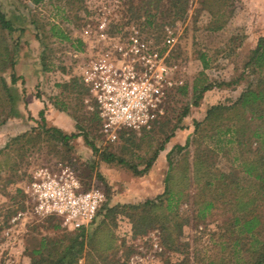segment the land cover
Masks as SVG:
<instances>
[{"label":"rangeland","instance_id":"1","mask_svg":"<svg viewBox=\"0 0 264 264\" xmlns=\"http://www.w3.org/2000/svg\"><path fill=\"white\" fill-rule=\"evenodd\" d=\"M32 1L0 0V9L17 27L9 31L0 25V77L14 99L12 115L0 125V264H31L40 255L34 250L41 247L44 257L49 252L56 256L71 233L82 228L66 226L56 213L36 210L31 184L42 177L74 178L77 191L103 193L94 219L84 226L87 232L107 204L155 197L167 185L175 191L185 188L177 210L186 224L174 247L186 251L190 264L253 262L250 243L264 237V197L256 196L258 180L247 179L241 171V152L250 147L252 131L264 127V119L256 117L263 106L255 108L256 116L250 119V109L231 105L250 83L254 87L264 79V71L247 64L264 35V0H206L213 12L203 8L201 0H189L184 18L155 0ZM5 45L14 66L2 63ZM111 66L117 78L137 82L144 91V106L137 112L143 124L117 126L114 139L106 131L107 120L100 115L93 89ZM11 73L22 79L12 83ZM194 84L198 89L208 86L196 92L198 105ZM0 95L8 102L6 92ZM219 103L231 107L218 118L206 119L209 107ZM43 123L76 136L68 144L46 140L44 134L38 136ZM239 126L244 127L239 135L244 147L233 131ZM24 132L30 140H13ZM107 149L135 163L139 171L152 162L144 173H136L127 165L103 161L100 151ZM196 159L203 167L195 189ZM211 171L212 177L225 171L238 181L226 190L214 184L204 187V181L212 180ZM169 173L172 179L167 180ZM252 196L256 199L248 209L261 215L260 236L235 228L233 237L248 243L240 251L242 245L223 235L227 220L241 212L239 202ZM210 199L214 205L202 213L203 201ZM97 218L107 222L97 248L119 264H174L183 257L161 243L158 228L134 236L127 213ZM108 232L114 238L110 244L115 243L111 249ZM54 241L61 243L57 250ZM86 250L77 264H85ZM95 260L107 264L100 256Z\"/></svg>","mask_w":264,"mask_h":264},{"label":"trees","instance_id":"2","mask_svg":"<svg viewBox=\"0 0 264 264\" xmlns=\"http://www.w3.org/2000/svg\"><path fill=\"white\" fill-rule=\"evenodd\" d=\"M41 0H33V3L39 2ZM157 4H162L163 6L168 5L171 6V9L174 10L175 17L178 16L180 18H184L186 16V13L188 11L189 7V0H155ZM203 8H206L210 11L212 9L208 6L206 3V0H201ZM213 12V11H212ZM0 25L2 29H8L9 31L16 30L17 27L13 24V22L6 17L5 13L0 9ZM214 28H220V26H216ZM4 41V40H3ZM5 55L2 63H5L6 65L9 64L10 66H14V62L12 59V54L10 52V49L7 45L3 47ZM204 61V57H202ZM1 63V64H2ZM248 65H251L254 70L257 72H263L264 71V35L259 37V40L257 42L256 47L253 49L248 61ZM18 79H22V77L18 78V76L11 73V80L12 83H16ZM264 84V79L261 77L257 80L254 87H252L251 83L246 87V89L240 94V96L237 98L236 101H234L231 106H236L239 104L244 109H250L251 116L250 119L255 117V108L258 110L261 105L263 108L260 110V113L257 114V118L264 119V87L262 85ZM9 85L6 83L4 77H0V91H4L8 94V102L4 103V100L1 98L0 95V125L5 122L8 116L12 115L14 107H13V96L10 93ZM208 86H204L201 89H198L197 85H193V89L195 91V105L199 104L198 101V94L197 91H204L207 89ZM183 91H186L184 89ZM198 92V93H200ZM197 95V96H196ZM231 106L224 105L223 103L211 105L208 109V113L206 116V119L213 118V115L215 117H219V113L221 114L223 109L230 108ZM198 124V123H197ZM36 130V129H34ZM233 131L235 134H237L238 143H240V146L244 147L245 142L242 138L239 137L241 132L244 131V127L239 126V128L234 127ZM39 135L46 136V140H55L59 141L61 143L68 144L69 140L74 138L76 135L73 133H68L64 131L63 129L57 127V126H48L46 123H43L39 127L38 131ZM253 140L250 142V147L243 148L241 155L243 157L242 160V166L241 171L244 173V175L247 177H254L259 182V187L256 190V196L261 195L264 197V127L260 128L257 127L254 129L250 135ZM25 138H29V133L24 132L22 134L16 135L13 137V140L15 142H22ZM30 140V139H25ZM130 140V139H129ZM255 143V145H254ZM91 148L97 152L98 147L91 143ZM251 146L253 148H251ZM182 148V147H179ZM101 159L108 163H121L124 165H127L130 169L135 171L136 173H144L145 170L148 169V167L151 165L152 160L149 159V161L146 164V168L142 171H139L138 167L135 165V163H131L126 158L117 155V153H114L112 151L103 150L100 151ZM202 161H199V159H196V181H195V189L198 186L199 183V174L198 172L203 167L201 164ZM198 164L200 166L198 167ZM170 167H172V164L170 163ZM176 168V167H175ZM188 168V167H187ZM203 172V171H202ZM205 172H208L205 171ZM174 173V172H173ZM171 175H167V180L172 179ZM204 175V174H203ZM186 180H188L189 175L185 173L183 175ZM214 177V180H213ZM212 177V171H211V179H207L204 181V187L210 188V185L214 184L216 188H224L226 190L227 188H230L229 186L232 185L231 183H234L235 181H238L237 179H232V176L227 174V172L219 171L218 174H215ZM239 187V185H235L233 188L236 189ZM166 195V196H164ZM186 196L185 188L180 189L179 191H175L172 188H170L168 185L165 188V191L161 194H158L155 197H147L141 201L133 202V203H118V204H107L101 209V213L99 212L98 216L100 214L105 216V218L110 216H116L117 213H127V216L131 220L132 223V230L134 233V236L137 235H143L149 230L150 228H158L161 231L162 234V242L165 246L172 248V250L179 251L182 254V258L175 262L174 264H190V257L186 253V251L179 250V247H174L178 243V238L182 234L183 226L186 224V218H183L179 215L177 207L179 199L182 198V196ZM195 198H196V190H195ZM256 197L252 196L250 199L247 200V202H239V208L240 213L234 212L232 214V217L230 220H227V232L223 235V237L228 240L232 241L234 240L235 244L242 245L241 249L244 246V242L247 243V241H243L244 238H239V235L233 237L234 234H231L234 232L235 228L239 229V232L246 233L248 235H258V231L260 230L261 224V215L257 212H253V209H248L253 204V200H255ZM198 200V199H197ZM213 199H210L208 201H203L204 207L201 209L202 213H204V210L209 209L212 207ZM241 201V199H239ZM200 212V211H199ZM200 215V213L198 214ZM197 215V216H198ZM97 216V217H98ZM95 218V220L92 222L94 223L97 221L95 227L91 232H87V230L82 227L81 229L76 230L75 232L71 233V235L67 238L65 243H60L62 245L61 249L58 250V254L56 256H53L52 252H49L47 257H44L41 253L42 247L39 249H35V252H38L40 255L37 258H34L32 260L31 264H77L79 261V258L84 254L85 246H87V250L85 252L86 255V261L85 264H97L95 257L100 256L105 262L107 261V264H119L117 260L110 258L109 253H101L99 249L97 248V239L100 236L102 232L106 230L107 222L105 219H99ZM181 219V220H179ZM169 222H173L175 224L174 228L169 225ZM174 231V233H171V231ZM261 231V230H260ZM108 249L114 248V244H110L111 241H114V238L112 237L111 233L108 232ZM247 236V235H246ZM257 239L255 238V241H251V245L253 248L251 249L252 254L256 256V259H254L253 262L250 264H264V237L263 239ZM58 241H54L53 245L54 249L57 250L58 247ZM43 247H47V244H43ZM248 248V243H247ZM113 255V251H111ZM111 262V263H110ZM245 261L243 260L242 264H244ZM247 264V263H246Z\"/></svg>","mask_w":264,"mask_h":264},{"label":"built area","instance_id":"3","mask_svg":"<svg viewBox=\"0 0 264 264\" xmlns=\"http://www.w3.org/2000/svg\"><path fill=\"white\" fill-rule=\"evenodd\" d=\"M108 71L109 75L94 81L93 89L100 106V115L107 120L104 123L106 131L110 130L109 136L114 139L117 126L138 128L143 124L139 123L137 112L144 106L140 101L144 91L137 82L117 78L118 71L114 67H109ZM130 76L134 77L133 74ZM78 186L74 178L60 181L42 177L34 180L31 192L36 199V210L60 215L63 223L70 228L87 226L96 215L103 193L98 189L77 191Z\"/></svg>","mask_w":264,"mask_h":264},{"label":"crops","instance_id":"4","mask_svg":"<svg viewBox=\"0 0 264 264\" xmlns=\"http://www.w3.org/2000/svg\"><path fill=\"white\" fill-rule=\"evenodd\" d=\"M34 42V41H33ZM33 45H35V42L33 43ZM25 76V75H24ZM43 76V74L41 75V77Z\"/></svg>","mask_w":264,"mask_h":264}]
</instances>
